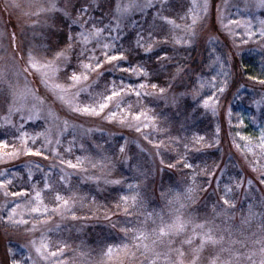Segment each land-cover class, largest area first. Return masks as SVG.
Listing matches in <instances>:
<instances>
[{
    "label": "rangeland",
    "instance_id": "obj_1",
    "mask_svg": "<svg viewBox=\"0 0 264 264\" xmlns=\"http://www.w3.org/2000/svg\"><path fill=\"white\" fill-rule=\"evenodd\" d=\"M48 2L0 0V144L8 145L7 148L0 147V156L13 151L12 145L20 144L17 132L20 114L9 116L8 111L11 106L10 85L20 89L27 86L38 100L43 101L40 106L42 116L51 111L56 117L54 122L46 119L25 121L23 131L33 137L51 128L52 138L60 140L59 145L48 149L42 148L43 136L35 145L29 140V146L42 150L48 159L21 154L17 158L0 160V182L12 181L6 185L7 191L27 193L26 196L5 197V189H0V216H3L0 219V245L3 249L5 242H14L24 253L28 264H50V260H45L36 251L43 240L49 251L64 248L61 257L64 264H150L156 257L152 252L145 254L142 245L151 241H138L133 231L123 229L142 228L151 234L160 224L161 216L170 223L183 204L181 213L185 220L212 222L217 238L223 236L224 241L215 246L207 244L197 254L195 249L200 247V238H193L190 224L171 242L165 238L155 246V252L160 253L157 264H164L165 258L169 264H177L178 261L182 264H193L194 261L195 264H213V261L217 264L224 261L251 264L247 256L253 253V259L259 264L260 244L256 241L264 239V221L260 215L264 214V183L260 172L253 171V167L264 166V158L255 148L264 130V85L256 82L264 79V39L259 35L264 27L261 25L264 7L259 6V0H207V14H200L190 45L174 44L173 39L185 36L183 29L191 25L193 0H166L162 8L159 0H154L156 7L133 8L123 15L117 11V5H145L147 0H53L58 10L42 11ZM195 3L203 4L204 0H195ZM13 4L18 6L13 7ZM82 7L88 8L86 15L81 13ZM164 17L180 27L174 28ZM81 19L85 22L83 29L80 27ZM92 28L103 29L99 40L111 43L114 51L125 55L126 59L119 62L121 66L142 68L147 73L143 77L138 73H128L122 79L124 84L133 88L140 83H155L158 87L171 85L166 93L167 99L147 97L138 101L132 95L125 97L124 105L131 104L134 113L139 109L155 116L159 127L166 131L148 128L137 132L135 128L121 125L119 116L110 123L106 116L81 115L59 98L55 85L69 83L67 77L73 68H77L80 43L73 44L74 54L67 53L71 62H57L62 70L50 72L51 79L47 82L42 78V72L29 68V55L42 66L52 61L56 53L67 49L68 37H76L80 31ZM249 29L255 33L251 39L246 35ZM141 34L145 39L151 35L153 40L160 41L151 53L138 47L137 40ZM165 40L168 42L163 43ZM182 49H189L194 54L196 64L206 54L207 63L201 69L202 73L198 72L191 82L173 79L180 65L177 57H180ZM243 52L246 53L245 62L250 68V76L254 78L249 81L240 75L236 60ZM181 55L184 57L183 53ZM164 56L168 59H161ZM77 71L82 70L77 68ZM113 71L106 65L99 75L91 74L87 82L78 85L79 89H84L78 97L68 94L71 105L83 107L93 104L114 80L119 84L121 80L110 78ZM31 73L35 86L30 83L28 74ZM37 85L38 88L33 89ZM220 88L224 91L220 92ZM77 90L72 89L71 93ZM146 90L151 91V88ZM244 92L248 93L247 96H238ZM237 97L239 113L246 118L249 131L233 139L224 125L228 123L229 105ZM204 100L214 105L215 110L205 108ZM6 118L13 126L5 125ZM201 136L203 141L194 143ZM241 136L246 139L241 140ZM161 142L163 147H154ZM249 142L255 156L246 151ZM186 144L190 149L200 150H187ZM208 144L213 146L207 147ZM53 147L58 156L52 154ZM121 147L125 149L123 153L120 152ZM69 148L71 151H67ZM216 148L219 155L211 154ZM78 157L84 158L83 168L87 171L69 169L60 162L63 159L75 163ZM178 157L186 158L193 169L177 164ZM169 163L175 166L168 167ZM105 164L107 166L102 167ZM30 174L31 180L28 179ZM46 174L47 189L44 188ZM65 174H68L67 180L61 178ZM238 183L241 187H236ZM33 186L40 190L43 202L49 208L57 206V194L65 198L76 197L71 211L64 216L51 214L50 217L26 212L24 218L29 220V224L8 222L7 212L15 203L24 205L32 200L35 195ZM229 188L232 190L229 197L235 207L227 208L230 218L217 217L216 212L225 207L221 197ZM189 189L193 190L191 200L185 198ZM125 196L137 198L138 210L131 208V215L123 212L121 197ZM117 205H120L119 209ZM250 205L257 215L245 224L243 221L249 214ZM148 214L151 218L145 222ZM73 215L76 219H72ZM45 219L47 223H40ZM33 224L37 226L36 230L32 229ZM189 238H192L191 244L183 243ZM137 244L141 247L137 248ZM125 245L128 254L121 253L113 261H107L105 253L108 247ZM177 248L183 256L178 255ZM236 253L240 254L239 261L234 259ZM0 256V264H8V252L1 249Z\"/></svg>",
    "mask_w": 264,
    "mask_h": 264
},
{
    "label": "snow or ice",
    "instance_id": "obj_2",
    "mask_svg": "<svg viewBox=\"0 0 264 264\" xmlns=\"http://www.w3.org/2000/svg\"><path fill=\"white\" fill-rule=\"evenodd\" d=\"M159 3L161 5V8L166 4V0H159ZM13 7H16L18 5L13 4ZM259 6L264 7V0H259ZM144 7H156V4L154 3V0H147V3L145 5H139L136 3H130L126 6L117 5V11L123 15L124 13H127L133 8H141ZM197 9H199V12H197ZM208 9V2L207 0H204L203 4H196L195 0H193V6L192 9H190L191 14V25L185 27L183 31L185 32V36L183 37H176L173 39V43L177 45H190L191 39L194 37V26L197 23V20L200 18V14H207ZM57 5L53 2V0H49L46 8H43L42 11H57ZM65 11H67V7H65ZM81 13L87 14L88 8L82 7L80 9ZM165 21L169 24H172L174 28H179L180 26L175 24L174 21L168 20L166 17H164ZM232 23H238L236 21H232ZM261 25L264 26V21H261ZM85 26V22L81 19L80 20V27L83 29ZM225 27H228L225 25ZM103 32V29L101 28H92L88 31H80L78 33V36L76 37H68L67 40V49L64 51H60L56 53V55L53 57V60L47 63H44L42 66H39L37 62L34 60V58L29 55V68L34 69L36 71L42 72V78L45 79L47 82L48 79H51L50 72L56 73L62 70L60 64L57 62L63 61L65 63L71 62V57L67 54L68 52L75 53V48L73 47L74 43H80L82 45L79 55L77 57V68L81 69L82 71H77V68H73V71L71 75L67 77V83L66 85H60L56 84L55 89L59 95V98L64 101L65 103H68L70 107H72V111L77 112L81 115H87L92 117H107L108 121L111 123L113 121H116L117 117L119 116L118 122L121 125H125L128 127L135 128L137 132H144L145 129L151 128L153 131H166V129H161L157 123V118L155 116H149V114L143 110L137 109L135 113L133 112V106L131 104H127V107H125V97L135 95L139 101L141 98H147V97H153V98H160V99H167L166 93L168 92V89L171 87V85H166L165 87H158L157 84H146V83H140L135 88L130 87L123 83V80L120 81L119 84L114 80L110 87L107 88V90L104 93L100 94V99L97 101H94L93 104L85 105L83 107L78 106H72L71 102L67 99L68 94H72L74 96H79V93L81 91H84V89H79L78 85H81L82 83H85L89 80L91 74H100V70L104 69L105 66H110V70L119 71L121 73H132V74H139L140 76H147V73L142 68H129V67H123L119 63L120 61H124L126 59L125 55L123 53H117L113 49V45L108 42H101L99 40V37L101 33ZM246 35L249 39L255 33H252L250 29L246 32ZM259 35L261 39H264V27L261 28V31L259 32ZM14 38V37H13ZM115 39V38H112ZM95 40V43L93 44V41ZM168 41L165 40L163 43H167ZM160 43V41L153 40L151 35L147 39L141 34L137 40L138 47H141L144 49L146 53H151L154 50V47ZM92 44L93 46L90 48L88 45ZM99 53V54H97ZM161 59L167 60L168 57L164 56L161 57ZM66 70V69H63ZM109 70V69H105ZM25 71H28V69H25ZM183 69L181 67L176 68V73L173 79H176L179 77ZM249 79H254L253 77H249ZM257 83L264 85V79H257ZM90 86V85H89ZM203 86V85H201ZM151 88V91H147L146 89ZM10 93H11V106L9 107V116L19 113L20 114V120L21 123L19 125V128L17 129V132L19 133L18 139L20 141L19 146L12 145L13 151L5 153L4 156H0V160H4L5 157L10 158H17L19 155L23 154L26 156H35L40 157L43 156L44 159H48L49 157L47 155H44L42 150H37L34 147L29 146V140H31V144L35 145L36 141L43 136L44 138V144L42 145L43 149H48L49 146L52 145H59L60 140L53 139L52 138V130L51 128H46L44 133H38L36 136L29 137L28 133L26 131H23L24 129V122H32L33 120H40V119H46L55 121L56 117L53 116L51 111H48L46 115L41 114V105L43 101L38 100V98L32 93L31 89H29L27 86H25L23 89H20L16 85H10ZM72 89H78L76 93H71ZM144 90V91H141ZM220 92H223L224 89L220 88ZM173 101L175 100V97L172 98ZM203 106L205 108L212 107L213 110H215V106L211 105L208 100H204ZM107 110V111H106ZM5 125L11 127V122L6 118L5 119ZM217 135L219 133L217 132ZM239 135V134H237ZM146 139H149V142L151 143L150 137L145 136ZM204 137H198L194 143L199 144L201 141H203ZM241 140L246 139L245 137L241 136ZM176 143H179V141H176ZM163 142L154 144V147L157 149H160L163 147ZM207 147H212V144L206 145ZM239 147V145H236ZM0 147L7 148V144H0ZM185 148L187 150H195L199 151V148L190 149L188 148V145H185ZM255 148L259 149L260 156L264 158V130L261 131L259 142L255 145ZM67 151H71V149H67ZM125 151L124 147L120 148V152L123 153ZM246 151L253 156L256 155V152L254 151L253 146L251 145V142H249L248 145H246ZM51 152L54 155H59L58 152H56L55 148H51ZM159 154V153H158ZM61 164H64L66 168L73 169V170H81L87 171V169L83 168L84 165V158L78 157L76 162L73 163L71 160L64 161L61 159ZM164 161L161 160V164H163ZM255 163V162H254ZM177 164L181 165L184 168L193 169V165L187 161L186 158H177ZM107 165H102V167H106ZM168 167H174L175 165L169 163L167 165ZM95 167V165H93ZM41 171H44L41 169ZM63 172V169H61ZM253 171H259L260 172V179L261 182L264 183V166H261L259 168L253 167ZM199 174V173H197ZM214 174V173H213ZM64 180L68 179V174H65L61 177ZM28 179L31 180L32 176L31 174L28 176ZM12 183L11 180L0 182V189H5L3 192V195L5 197H8L9 195L13 197H20V196H26L27 193L25 192H11L9 193L6 189V185H10ZM118 183V181L116 182ZM249 184L251 182L249 181ZM49 187L48 183V176L47 174L44 177V188L47 189ZM236 187H241V184H237ZM205 190V189H201ZM33 191L35 192V195L32 197L31 201L26 202L24 205L21 203H15L14 207H11L10 210L7 212V221L13 224L17 225H27L29 224V220L25 219V213L27 214H39L42 217H50L51 214H59L61 216H64L65 213H68L71 211L72 205L76 199V197H69L65 198L59 194L55 196V201L57 206L49 208L47 205L44 204L43 199L41 197L40 190L36 189L35 186H33ZM192 189L188 190V194H186V199L191 200L192 196ZM232 190L226 189L224 196L221 197V203L225 207H221V209L216 212L217 217H226L230 218V214L227 211V208H234L235 205L232 203L229 193ZM123 203V212L125 215H131L132 212L130 211L131 208H136L138 210L137 205V198L135 196L133 197H121ZM34 201V203H33ZM7 207V206H6ZM184 207L183 204H181V209ZM117 208H120V205H117ZM20 209L18 212L17 210ZM181 209L176 210V214L171 220V222H165L163 217H160V224L156 229H153L152 233L149 234L142 228H137L134 230L129 229H123L124 231H133L135 239L141 242L145 241H151V243H143V248L145 251V254L152 252L154 257L150 264H157V259L160 256V253L155 252V246L159 245L164 241L165 238L169 242L172 241L173 237L179 236L182 234L186 228L191 224L192 225V232H193V238L195 236H199L200 238V247L195 249V252L198 254L200 249H202L205 245L211 244V245H219L222 244L224 241V237L220 236L217 238L216 236V228L213 226V223L210 221H205L203 223H195L193 220L188 219L185 220L183 218V215L181 213ZM215 211V208H214ZM257 213L253 211L252 206H249V214L246 218H244L243 223L247 224L249 223ZM261 215V220L264 221V214ZM19 217V219H17ZM110 219V217H107ZM151 218V214H148L146 217L147 219ZM0 219H3V216H0ZM72 219H76V217L73 215ZM48 220H41L40 223H47ZM153 223H155V220H153ZM36 225H32V229L36 230ZM197 229L200 231L197 232ZM183 243L191 244L192 238H189ZM232 243H236L235 241H232ZM256 243L260 244V261L259 264H264V239L257 240ZM65 247H67L65 245ZM137 248L141 247L140 244L136 245ZM227 250V249H225ZM38 254L42 255V258L45 260H50V264H64V261L61 259V257L64 255V248H59L56 251H49L48 245L41 241L40 246L36 249ZM176 252L179 256H183V252L180 251L179 248L176 249ZM121 253H124L125 255L128 254L127 246L123 247H108L107 251L105 253V257L107 261L111 262L114 258H118ZM83 255V254H82ZM255 253L250 254L247 256V259L251 262V264H256V261L253 259V256ZM234 259L236 261H239L240 254L236 253L234 254ZM164 264H169L168 260L165 258ZM177 264H182V261H178ZM195 264V261L193 262ZM213 264H217V261H213ZM223 264H232L231 261H224Z\"/></svg>",
    "mask_w": 264,
    "mask_h": 264
},
{
    "label": "trees",
    "instance_id": "obj_3",
    "mask_svg": "<svg viewBox=\"0 0 264 264\" xmlns=\"http://www.w3.org/2000/svg\"><path fill=\"white\" fill-rule=\"evenodd\" d=\"M64 37V35H63ZM184 55V57H182V54ZM206 54H204L199 63L196 64L197 62H195V57L194 54L189 51V49H187L186 51H182L180 52V57H177L178 61L180 62L179 67H181L183 69V71L181 72V74L179 75V77L176 78L177 81H190L193 80L195 78L196 75H198V72L201 74L205 66V63H207L206 61ZM239 58H237V64H238V68L240 71V75L242 76V78H245L246 80H251L249 79L250 77V68L248 67V64L245 62V58H246V53H239ZM195 63V64H194ZM33 75V73H31ZM29 75V80L31 83V86H35V81H34V75ZM128 73H121L119 71H113L110 74V78L112 79H119L122 80L124 77H127ZM249 76V77H248ZM174 87V86H173ZM38 85L36 88L33 89H37ZM189 88V87H188ZM248 93H241L238 94V96L240 95V97H244L247 96ZM233 101L235 103H233ZM233 101L231 102V104L229 105V112H228V123L224 125L225 130H227V132H230L231 137L234 139L237 136L240 135H244L249 131V127L246 126V118L244 117V115L242 113H239L240 109H239V99L238 97L233 99ZM238 107V108H237ZM228 127V129H227ZM239 134V135H237ZM211 154L214 155H219L217 148L215 150H213L211 152ZM166 176V173L163 174V177ZM2 244V243H0ZM1 246V245H0ZM3 250L4 252H8L9 258L10 260L8 262H10V264H28V260L25 258L24 253L21 252V250L19 249L18 245L14 242H10L8 241L7 243L5 242L4 244V249L1 246L0 250ZM1 256H0V260H1Z\"/></svg>",
    "mask_w": 264,
    "mask_h": 264
}]
</instances>
